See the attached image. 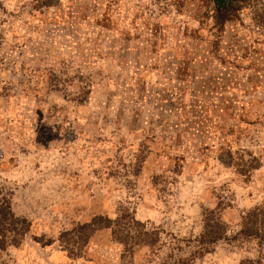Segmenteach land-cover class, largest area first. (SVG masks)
<instances>
[{
  "label": "rangeland",
  "instance_id": "rangeland-1",
  "mask_svg": "<svg viewBox=\"0 0 264 264\" xmlns=\"http://www.w3.org/2000/svg\"><path fill=\"white\" fill-rule=\"evenodd\" d=\"M213 8L0 0V184L31 223L0 264H264V242L237 236L264 210V71L251 51L264 34L239 21L219 31ZM123 212L156 231L154 247L103 230L62 248L63 233ZM209 212L230 239L199 256Z\"/></svg>",
  "mask_w": 264,
  "mask_h": 264
},
{
  "label": "trees",
  "instance_id": "trees-1",
  "mask_svg": "<svg viewBox=\"0 0 264 264\" xmlns=\"http://www.w3.org/2000/svg\"><path fill=\"white\" fill-rule=\"evenodd\" d=\"M214 8L216 28L224 31L226 25L233 21L247 28L250 33L264 34V0H211ZM249 23L248 25H246ZM255 30V31H254ZM247 48L246 50H249ZM254 54V68L260 67L264 71V49H252ZM31 229V223L22 217H18L12 208L10 193L0 184V251L6 252L11 247H20ZM111 230L112 236L125 247L134 246L154 247L157 239H151L157 235L156 231L149 232L144 225L138 223L128 212L118 215L115 220L103 217H95L91 222L76 227L60 236L61 246L68 250L69 244L75 250H79L89 244L93 235L99 231ZM237 236L242 238L258 239L264 242V210L257 208L250 211L242 221V229ZM66 237H69L65 240ZM229 232L214 212H209L204 218V231L197 240V254L200 256L211 253L219 242L228 241ZM52 243L43 244V246ZM190 260L179 258L176 264ZM186 262V263H187Z\"/></svg>",
  "mask_w": 264,
  "mask_h": 264
}]
</instances>
